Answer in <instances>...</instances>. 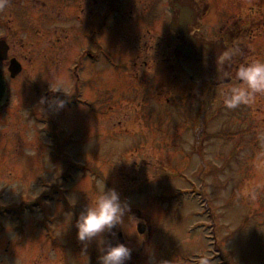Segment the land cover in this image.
Masks as SVG:
<instances>
[{
	"label": "rangeland",
	"instance_id": "1",
	"mask_svg": "<svg viewBox=\"0 0 264 264\" xmlns=\"http://www.w3.org/2000/svg\"><path fill=\"white\" fill-rule=\"evenodd\" d=\"M161 1L155 32L168 50L153 68L155 56L143 55L146 42L136 38L149 33L130 30L126 46L119 40L124 8L99 36L108 8L94 7L93 21L89 0L80 1V12L78 0H0V38L22 66L10 77L7 60H0L8 98L0 108V264H98V240L85 248L75 218L103 183L129 208L123 223L102 236L116 241L122 232L132 264H193L202 256L210 264H264V94L228 109L223 93L236 81L192 82L172 53L178 41ZM206 1L202 32L211 35L263 0ZM89 32L115 62L126 60L125 68L88 64L82 75L91 80L85 95L94 98L92 107H42L39 98L51 97L57 82L73 94L72 66L77 47L89 46ZM261 36L240 40L244 61L264 59ZM138 222L146 225L143 234Z\"/></svg>",
	"mask_w": 264,
	"mask_h": 264
},
{
	"label": "flooded vegetation",
	"instance_id": "2",
	"mask_svg": "<svg viewBox=\"0 0 264 264\" xmlns=\"http://www.w3.org/2000/svg\"><path fill=\"white\" fill-rule=\"evenodd\" d=\"M78 1L79 2L78 4H76V9L80 12L81 9H84L85 5H82V3L80 2L81 0ZM170 1L171 0H166L167 2L166 9L167 12L169 13V20L167 21V27L168 29H170V32L172 34L171 36H173V38L177 40L175 36V32L170 28L169 25L170 20L173 16V12L169 10ZM193 1L197 4V6L200 9L201 27L197 31L198 34L206 38L222 39L226 47L239 46V48L241 49L240 55L234 58L232 68L230 70V75L232 74L234 75L237 65L241 62H244V58L246 55V49L244 48L240 40L250 37L251 39H253V42H256L257 37L259 36L262 37L261 35H264V0L257 2H250L248 5V9L245 10V14L242 15L238 13L232 14L231 16L234 17L233 21L226 25L225 23L222 24L221 27L220 26L218 27L221 32L217 34L212 33L211 35L207 34V32L204 33L202 32V30H206L203 20L207 13L209 3L206 0H193ZM98 5L108 8V11L100 19V21L103 24L101 23L102 27L100 25V27L97 29V32L95 30L96 32L95 35L99 34V36H101L105 34L106 31L110 29L111 21L114 23V21L117 19V12L120 9L124 8V10L126 11L125 13L126 19H124L125 22L122 24L121 30L119 29L120 32L119 40L123 42L124 46H126L127 44L130 45V42L133 40V39L131 40L128 36L129 31L130 30L135 31L137 29H140L142 34L149 33V37L145 39L142 38L143 37L142 35L140 37L138 34H136V38H140V41L143 39L142 41L143 43L146 42L144 47L142 46V51L144 52L143 55H147L149 54L150 51H152L150 53V56H155L152 67L156 63L157 57L159 58L164 51L168 50V45H166L165 49L163 50H162V46L160 47L159 45L165 42L166 40L165 37L163 38L162 35L155 32L158 31L159 30L158 28L160 27L159 19L164 16L162 11L163 4L161 0H89V7H88L89 12H91L94 7L97 8L96 6ZM135 11H137L136 14L134 13ZM76 16L80 20V14L77 13ZM90 17L93 19V21H95L96 14L91 12ZM132 18L134 19V22L130 21L126 23V20ZM150 26H152L153 28H149ZM85 38L88 41L89 46L86 45V46L77 47V49L81 51L79 53V56L77 57L76 62H74L72 66L75 76V83H76V87L73 94H65L64 92H56V93L48 92V93L51 96L64 98L66 102H89V107H92V102H95L94 98H90L89 96L85 95V90L92 89L91 80L87 79L86 77L83 78L82 72L88 71L85 70L88 64L96 65L97 63H100L102 60L106 63H109L110 68L112 69H124L126 66L125 63L126 60L124 58L123 60L125 61L121 60L119 62H115L114 54L110 50H108V48H106V46L103 43L101 42L96 43L94 41V35L91 32H89L87 36H85ZM152 40L156 41V46L149 44V46L146 47L147 43ZM6 42L8 43V40H6ZM177 43L178 42H176L172 48L173 55H174V48ZM94 47H96L95 50H93ZM128 49L132 51L134 49V46H130ZM9 50H10V46H9ZM254 56L256 55L254 54ZM168 57L170 59L173 56L170 55ZM153 68H146V70L151 72L153 71ZM45 94H47V92H45ZM53 188H55V186H53ZM59 189L60 187L57 186L55 189H53V192L57 194ZM43 197L45 200L53 199L54 195L50 196L48 194H44ZM192 263L199 264L197 262H192Z\"/></svg>",
	"mask_w": 264,
	"mask_h": 264
},
{
	"label": "clouds",
	"instance_id": "3",
	"mask_svg": "<svg viewBox=\"0 0 264 264\" xmlns=\"http://www.w3.org/2000/svg\"><path fill=\"white\" fill-rule=\"evenodd\" d=\"M239 46L224 47L217 52L215 64L220 80H234L237 83L227 88L223 93V103L226 108L233 109L241 104L251 103L256 94H264V59L244 61L237 65L234 75L225 71L226 66L231 67L235 57L240 55ZM52 91H63L62 82H57ZM65 99L55 96H41L39 104L43 107L48 105L54 110L63 108ZM129 205L122 201L120 194L115 188L105 190L104 183L98 193L76 215L75 228L76 238L87 247V243L97 238L99 244L98 264H126L132 258V249L124 242L105 241L102 234L111 231L115 225L122 224L123 218ZM73 213L69 214V223ZM115 235V233H113ZM199 264H210L205 256L199 258Z\"/></svg>",
	"mask_w": 264,
	"mask_h": 264
},
{
	"label": "water",
	"instance_id": "4",
	"mask_svg": "<svg viewBox=\"0 0 264 264\" xmlns=\"http://www.w3.org/2000/svg\"><path fill=\"white\" fill-rule=\"evenodd\" d=\"M169 10L173 12L169 25L179 40L174 48V55L189 79L196 83L207 81L214 85L229 81L230 79L217 78L215 57L217 52L226 47L222 39L206 38L197 32L201 27L200 9L197 4L193 0H171ZM8 49L6 41L0 39V60L8 58ZM231 68L232 65L226 66L225 71L230 74ZM7 70L10 77L16 76L21 71V64L15 57L8 60ZM6 90V80L0 73V107L7 99ZM145 228L144 223L139 222L136 225L139 233H143ZM118 241H124L121 232L118 233Z\"/></svg>",
	"mask_w": 264,
	"mask_h": 264
}]
</instances>
